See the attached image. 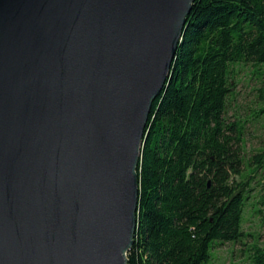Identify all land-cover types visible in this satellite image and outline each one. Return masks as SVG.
I'll use <instances>...</instances> for the list:
<instances>
[{
	"label": "water",
	"instance_id": "water-1",
	"mask_svg": "<svg viewBox=\"0 0 264 264\" xmlns=\"http://www.w3.org/2000/svg\"><path fill=\"white\" fill-rule=\"evenodd\" d=\"M192 2L0 0V264H126Z\"/></svg>",
	"mask_w": 264,
	"mask_h": 264
},
{
	"label": "trees",
	"instance_id": "trees-1",
	"mask_svg": "<svg viewBox=\"0 0 264 264\" xmlns=\"http://www.w3.org/2000/svg\"><path fill=\"white\" fill-rule=\"evenodd\" d=\"M241 81L264 121V0H193L145 126L126 264H212L214 249L251 236L248 206L264 226V148L246 158L245 124L227 116ZM240 253L264 264L256 243Z\"/></svg>",
	"mask_w": 264,
	"mask_h": 264
},
{
	"label": "rangeland",
	"instance_id": "rangeland-1",
	"mask_svg": "<svg viewBox=\"0 0 264 264\" xmlns=\"http://www.w3.org/2000/svg\"><path fill=\"white\" fill-rule=\"evenodd\" d=\"M242 73H239V78ZM253 85H247L241 81L233 88L236 92L235 99L230 102L228 110V118L230 121L240 119L245 124L244 132V155L247 158L252 152L264 148V121L252 117V111L256 109L255 92L251 89ZM253 194L257 191V187L252 185ZM255 202V200H254ZM251 208L248 206L244 214L243 231L246 235H251L243 239L241 245L225 244L213 250L212 264H245V258L241 255V251H245L250 244H258L264 248V226L261 224L260 217L250 215ZM247 264V263H246Z\"/></svg>",
	"mask_w": 264,
	"mask_h": 264
}]
</instances>
